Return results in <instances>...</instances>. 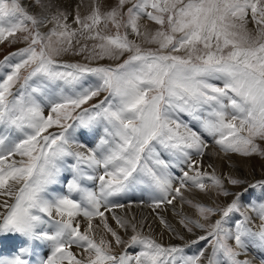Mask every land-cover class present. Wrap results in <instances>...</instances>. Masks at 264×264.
Segmentation results:
<instances>
[{"label": "snow or ice", "instance_id": "6c2138e0", "mask_svg": "<svg viewBox=\"0 0 264 264\" xmlns=\"http://www.w3.org/2000/svg\"><path fill=\"white\" fill-rule=\"evenodd\" d=\"M81 6L0 0V264H264V0Z\"/></svg>", "mask_w": 264, "mask_h": 264}, {"label": "rangeland", "instance_id": "374dc122", "mask_svg": "<svg viewBox=\"0 0 264 264\" xmlns=\"http://www.w3.org/2000/svg\"><path fill=\"white\" fill-rule=\"evenodd\" d=\"M64 1H66V0H62V2L61 3H59V0H58V4H59V6L63 9V10H66L67 12H69V13H71L73 10H74V7L77 5V4H82V6H81V13L82 14H86L87 13V10H88V8H87V6L92 2V0H71V1H74V3H72L70 0H67V2L66 3H64L63 4V2ZM76 2H77V4H76ZM101 2L104 4V6L106 7V6H108V5H112V4H114L115 3V0H101ZM74 4V5H73ZM72 5V6H71ZM71 22V21H70ZM251 27V26H250ZM154 30V29H153ZM89 43H91V42H89ZM24 45L23 44H18V45H15V46H12V47H7V46H4V45H0V58H2L3 57V55H5V54H7L8 52H11V51H15L16 50V48H18V47H23ZM65 59H68V60H79V59H81L80 57H72V56H66V57H64ZM242 159H245V158H242ZM231 160H232V162L231 161H229V162H231V163H228V162H224L225 163V165H227V164H233L234 166H235V160L236 161H240L241 160V157H239V156H236V155H233L232 156V158H231ZM245 160H247V161H249V164H250V166H249V164L248 165H245V166H243V168L244 169H251L252 170V168L254 169H256L257 168V170L259 171V173L260 174H262V175H264V172H262L261 171V164L262 163H264V161H261L260 159H258V158H252V159H245ZM211 161L213 162V163H215V159L214 158H212L211 157ZM254 163H257V165H256V167H255V165H254ZM215 166H216V164H215ZM233 166V167H234ZM239 166V167H238ZM252 166V167H251ZM236 167H237V169L238 168H240V165L239 164H236ZM251 167V168H250ZM241 169V168H240ZM216 171H217V175H219L221 172H223L222 170H218L217 168H216ZM257 171V172H258ZM225 173V172H224ZM225 174H227V173H225ZM234 174V173H233ZM235 175V174H234ZM241 178H245V177H242L241 176ZM246 179H248V178H246ZM252 178H249L248 180H251ZM253 180V179H252ZM197 197H199V199L200 200H198V198ZM189 199H194V200H197V201H199V202H202V203H210V200L208 199V197L207 196H203L202 194H200V195H195V197H192L191 196V194H189ZM139 208H141V210L143 209V208H145L146 209V211H140V210H138L137 209V206H133V208H132V210L131 211H134V212H136V215L137 216H139L140 214H144L146 217H148V216H150V217H148L149 219H153L154 220V214H151V215H149L150 214V209H148V208H146V207H139ZM169 208H170V206H169ZM179 207L177 206V209H178ZM187 209L190 211V212H188V213H184V214H186V215H190V216H193L194 218H195V210L194 209H192V208H190L188 205H187ZM119 210V209H118ZM123 211V210H122ZM122 211H120L121 213H122ZM163 215H165V217L167 218H170L172 215H170L171 214V211H168V213L167 212H164V213H162ZM170 215V216H169ZM173 218V217H172ZM172 218H170V219H172ZM171 222V221H170ZM257 264H258V262H257Z\"/></svg>", "mask_w": 264, "mask_h": 264}, {"label": "bare ground", "instance_id": "6f19581e", "mask_svg": "<svg viewBox=\"0 0 264 264\" xmlns=\"http://www.w3.org/2000/svg\"><path fill=\"white\" fill-rule=\"evenodd\" d=\"M71 1V0H70ZM62 2V0H59V3H61ZM67 2V0L66 1H64L63 2V4L64 3H66ZM72 3H74V1H71ZM75 4V3H74ZM73 4V5H74ZM76 4H77V2H76ZM72 6V5H71ZM212 158H214L215 159V163L214 164H216V168L218 169V170H222L223 172H225V173H228V171H229V168L231 169V171H232V173H234L236 176H238V177H240L241 178V176L242 177H245V178H259L262 174H260L259 173V171L257 170V168L255 169H253L252 168V170L251 169H244L243 168V166H245V165H248L249 164V161H247V160H245V159H242L241 158V160L240 161H236L235 160V166L232 164H227V165H229V168H226V167H224V165H225V163L224 162H228V163H231L232 162V160H230L231 162H229V160H226V159H222V158H218V157H215V156H212ZM236 164H239L240 165V168H238L237 169V167H236ZM257 165V163H254V165ZM256 165H255V167H256ZM234 166V167H233ZM249 166H250V164H249ZM239 167V166H238ZM252 167V166H251ZM250 167V168H251ZM258 171V172H257ZM251 179V180H252ZM192 197H195L194 195H191ZM198 198V200H200L199 199V197H197ZM178 209H177V211H182L183 213H188V212H190L188 209H187V205H184V207L183 208H180V206L178 205ZM137 209L138 210H140V211H146V209L145 208H143L142 210H141V208H139V207H137ZM132 209H130L129 211H131ZM118 212H120V211H122V210H117ZM131 212H133V213H135L136 214V212H134V211H131ZM168 213V212H167ZM171 215V214H170ZM169 215V216H170ZM141 216H145L144 214H140L139 216H137L138 218L139 217H141ZM148 217H150V216H148ZM151 218V217H150ZM168 218V217H167ZM170 218H172V216L170 217ZM170 218H168L171 222H175V220H174V218H172V219H170ZM150 220H153V219H150ZM113 223V226H115L114 225V222H112ZM153 226H154V228H156L157 229V231H163V229L161 228V227H159L158 226V222H155L154 221V223H153Z\"/></svg>", "mask_w": 264, "mask_h": 264}]
</instances>
